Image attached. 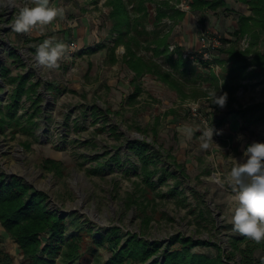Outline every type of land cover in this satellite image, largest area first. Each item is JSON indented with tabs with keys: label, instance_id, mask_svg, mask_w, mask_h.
I'll use <instances>...</instances> for the list:
<instances>
[{
	"label": "rangeland",
	"instance_id": "obj_1",
	"mask_svg": "<svg viewBox=\"0 0 264 264\" xmlns=\"http://www.w3.org/2000/svg\"><path fill=\"white\" fill-rule=\"evenodd\" d=\"M50 1L64 9L63 18L29 34L5 32L13 45L0 39V180L17 181L39 193L50 213L65 220L75 214L79 224L92 231L93 239L87 232L81 234V259L74 264H95L97 259L103 264L113 245L101 242V236L111 232L115 235L110 239H118L117 250L131 236L157 247L144 263L126 264L160 263L167 251L177 249L185 239L198 244L191 251L207 254L218 260L216 264H230L226 254L232 250L223 247L228 233L234 231L235 190L209 177L217 173L226 177L234 164L230 157L244 160L246 147L264 139V122L250 124L239 114L264 103V74L241 79L231 106L213 112L208 97L201 95L215 90L209 71L221 79L224 66H196L205 80L190 74L179 77L155 56L153 37L167 36L168 50L179 47L181 55H192L186 61L195 64L194 58L204 50L197 43L199 34L216 32L212 54L224 49L220 37H233L238 15L251 16L249 8L237 0H224V9L194 13L190 0H170L169 5L183 17L173 14L174 19L157 20L155 2L120 0L130 22H138L140 34L132 28L124 43H118L115 0L113 7L106 6V0ZM64 20L75 25L69 27ZM142 27L150 34H144ZM49 37L75 43L78 49L68 60H61L59 68H43L40 79L34 75L38 68L33 57L36 46ZM243 39L248 44L250 37ZM120 47L123 54L117 52ZM20 49L26 59L18 54ZM4 69L9 71L3 74ZM151 69L172 74L180 84L175 89L164 84ZM247 71H255V66ZM21 77L25 84L18 92ZM194 104L196 116L190 110ZM222 117L227 119L225 125L216 127ZM210 126L220 134L213 135L214 142L205 150L203 133ZM140 143L156 155V165H148L147 180L132 149ZM0 251L12 264H24L17 245L1 226ZM59 263L55 259L54 264Z\"/></svg>",
	"mask_w": 264,
	"mask_h": 264
},
{
	"label": "trees",
	"instance_id": "obj_2",
	"mask_svg": "<svg viewBox=\"0 0 264 264\" xmlns=\"http://www.w3.org/2000/svg\"><path fill=\"white\" fill-rule=\"evenodd\" d=\"M139 1L144 2V0ZM148 1H153L158 6L156 9L157 20L165 16L174 19L173 14L179 18L183 17V12L169 5L170 0ZM237 1L245 4L252 15H238L237 27L232 32L233 37L230 39L220 37V40L226 47L222 50L219 48L214 54L211 51L209 63L203 62L196 57L197 63L192 64L186 61L188 59H182L179 47L176 46L172 52L168 50L169 42L167 41V36L158 34L153 37V42L157 48L155 56L163 58V62L172 69L174 74H178L179 77L186 78L190 74L205 80L201 73H197L196 66H204L208 69L213 66H224V73L221 74V79L209 71L208 80L211 81L217 91V95L227 93L225 105L227 107L231 106L233 100L232 93L241 79L249 76L258 78L260 74H264V0ZM115 2L117 4H115L116 9L113 14L118 17V20L116 21L114 30L119 33L118 43H124L127 31L132 28L136 33L140 34L137 27L138 22L136 24L130 22L128 15L121 8L120 0H115ZM104 4L113 7L114 0H106ZM189 6L194 13L202 10L215 12L220 8L224 9L226 3L224 0H190ZM140 30L144 34H150L146 31L145 27L140 28ZM211 32L216 34V32ZM244 35H248L250 40L247 48L241 50L239 43ZM158 49L160 51H157ZM9 54L12 56L13 53L10 51ZM249 55H251L250 60L248 59ZM249 66H255V71H247ZM135 70L140 72L138 69ZM6 71L8 69H4L1 72L5 74ZM150 73H155L161 82L174 89L180 84L170 73H162L160 70L153 71L152 69ZM19 83L18 92L24 89L25 77H21ZM18 92L16 95H18ZM201 96L208 97V105L213 112L220 110L221 107L211 103L209 95L202 93ZM7 112L10 115L11 109H8ZM239 114L245 122L250 124L263 123L264 103H257L244 110H239ZM226 120L223 117L218 119L216 127L225 125ZM227 126L229 127V124ZM146 148L147 146L141 143L139 145H132V149L135 150L133 151L134 154L136 155L137 153L136 156L143 164L142 174L144 180L149 178L148 174H150V171L148 165L152 163L156 165L157 162L155 153L148 151V149L146 150ZM165 174L162 176H165ZM162 180V177H160V181ZM148 186L153 188L154 184L149 183ZM0 226L17 245L24 264H54L55 259L60 261L59 264H74L81 259V234L87 232L88 236H91L93 239L92 231L90 234L89 230L82 227L83 225L79 224V218L75 217V214H71L67 220L53 215L44 206L42 195L28 191L26 187L20 185L17 181L5 183L0 180ZM112 235H115V232L106 233L104 236H101V242L113 245L110 248L111 254L109 258L103 264H126V261H129V263H133L134 261L144 263L157 251L155 245L151 246L145 240L137 239L135 236L129 237L125 245H122L117 250L118 239H110ZM92 243L97 246L103 245L98 240H92ZM231 245L234 251L240 255V264H264V243L257 245L252 241L245 240L240 235H234L231 236ZM196 246L198 244L185 239L181 241L177 249L167 251L163 261L160 263L153 261L151 264H216L218 262V260L210 259L205 253L191 251ZM93 251L94 249H91L90 253ZM232 257L233 254L229 256V258ZM0 264H12L11 258L1 251ZM95 264H99L98 259Z\"/></svg>",
	"mask_w": 264,
	"mask_h": 264
},
{
	"label": "clouds",
	"instance_id": "obj_3",
	"mask_svg": "<svg viewBox=\"0 0 264 264\" xmlns=\"http://www.w3.org/2000/svg\"><path fill=\"white\" fill-rule=\"evenodd\" d=\"M31 4L33 6H28L26 0L25 5L19 7L11 24L15 33L29 34L37 27L43 30L58 17L64 16V9L50 6V0H31ZM68 51L67 44L49 37L36 46L33 59L37 66L54 70L59 68V62L65 58ZM124 51L123 47L117 50L118 54H123ZM209 99L213 105L223 108L227 102V93L217 95V91L212 90ZM214 134L220 132L212 126L205 130L202 149H208L209 142H214ZM243 155V162L230 157L234 164L226 177L217 173L209 177V180L221 187L225 184L232 186L236 201L231 217L233 230L245 240L259 245L264 243V143L249 144Z\"/></svg>",
	"mask_w": 264,
	"mask_h": 264
},
{
	"label": "built area",
	"instance_id": "obj_4",
	"mask_svg": "<svg viewBox=\"0 0 264 264\" xmlns=\"http://www.w3.org/2000/svg\"><path fill=\"white\" fill-rule=\"evenodd\" d=\"M25 2H26V0H0V39H2V41H7V43L9 45H13V44L10 43L8 41V39L5 37V32H7V33L13 32V30L11 28V24L13 22V19L19 10V7L24 6ZM27 4H28V6H32L31 0H27ZM52 4H53V1H50V6H52ZM64 22L69 27L75 25V22L72 20H64ZM197 43L199 44V48L202 47L204 49L203 51H201L198 54V59H200V60L201 59H203V60L210 59L211 49L213 50L214 48H216L215 45L217 44L215 35L212 33L201 32L199 34V36L197 37ZM67 45L69 46V51H68L67 55L65 56V58L62 59V61L68 60L69 58H71L70 56H72L73 54H76L77 49H78L77 45L75 43H69ZM241 45L243 48L247 47L248 44H247L246 39H243L241 41ZM170 49H172V47H170ZM18 50L19 49H17V51ZM24 52H25L24 49H20V52H18V54L21 55L24 59H26L27 55L24 56L22 54ZM7 56H8V60H9L10 59L9 55H7ZM182 57L184 59H187V58L190 59V58H192V55L183 54ZM194 59L196 60V58H194ZM33 63L35 65L36 69L38 68V70L34 71V75L37 78L42 79V77L40 75H41V70L43 68L40 66H37L34 59H33ZM21 71H24V69L23 70L21 69ZM21 74H23V73L21 72ZM30 79H32V78H30ZM240 89L241 88H239L238 90H240ZM237 94H238V92H237ZM190 110H191L192 115L196 116V114H198L197 106H195V104L193 107H191ZM256 142L264 143V139L262 138L260 140H257ZM240 160H241L240 162H243V159H240ZM234 235H240V234L235 232V231H231L230 234L228 233L227 242L223 248L225 250H229V249H230V251L232 250L231 252L226 254V258L228 259V262H230V264H240V262H241L240 255L236 251H234V249L231 245V236H234ZM224 249H222V250L224 251ZM232 254H233V257L229 258V256Z\"/></svg>",
	"mask_w": 264,
	"mask_h": 264
}]
</instances>
